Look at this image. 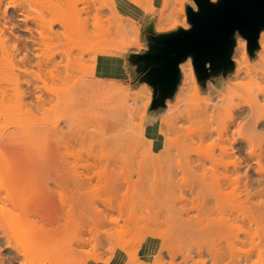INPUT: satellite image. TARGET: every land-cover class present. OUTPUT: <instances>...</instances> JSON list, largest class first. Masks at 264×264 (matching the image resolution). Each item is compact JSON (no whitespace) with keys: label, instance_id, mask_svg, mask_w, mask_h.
<instances>
[{"label":"rangeland","instance_id":"374dc122","mask_svg":"<svg viewBox=\"0 0 264 264\" xmlns=\"http://www.w3.org/2000/svg\"><path fill=\"white\" fill-rule=\"evenodd\" d=\"M9 1L0 0V15H5L4 18H0V22L3 24L2 29L5 30V34L12 42L17 36L19 39L21 38L19 45L22 46L25 39L30 36L26 26L33 27V35L38 36L36 29L41 30L40 24H38L39 19L47 16L49 18V11L45 6L44 9L47 12L43 10V6H41L44 5L43 3L36 4L40 0L35 2L34 0H14L19 3L15 9L12 7L6 8ZM45 1L48 2V0L43 1L46 5L47 2ZM103 1L99 2L98 0V6L96 7H100L99 3L101 5ZM131 2L148 13L144 22L153 23L155 32L170 31L178 26L188 28L190 24L187 20L186 5L190 4L194 9H197L194 0H161L156 8L153 0H131ZM109 3L111 4L103 3L105 6L101 5L103 8L101 9L102 14L105 15V21L102 20L105 27L102 22L99 25L101 27L94 28L100 32L98 34L100 36L102 35L101 32L106 30L103 32L105 36L102 35L104 39L100 36L98 38L96 34L98 32L92 28L94 32L92 31L91 34L94 38L92 36L91 38L93 39H83L75 35L65 45L58 46L54 42L48 47L43 46L41 50H37L44 56L54 55L59 60L61 58L58 52L68 51L71 53V61L68 63L66 60L63 61L64 64H68V67H60L57 79L50 77L49 79L48 76H45L48 79L46 78L47 80L43 83L39 78H34L36 75L32 76L33 72V74L24 72L22 70L24 66L18 61V57L22 56V52L17 56L13 55L11 47L8 48L4 56L0 55V92L3 91L0 93L1 226L9 233L11 229L13 232L19 226L31 221L37 222L39 226L44 225L43 227L53 228L54 232L49 239L54 246L53 255L57 257V264L150 263L147 255L148 246L156 244L160 247L163 243L162 247L172 244V248L176 244L175 247H179L181 243L180 246L181 248L183 246L182 251L184 250V252L185 249H193L192 252H199L198 247L201 246L198 256H196L197 253H192L196 256L194 259L199 258L200 253L204 251V254L207 252L205 254L206 259L208 258L205 264L207 262V264H211L214 261L210 262L209 252L215 253L216 250V253H218V251L225 250L226 239L222 237L223 235L220 236L221 233L218 234V231L217 233H211V229L209 233V228L207 227V229L205 226L204 228L208 230L207 234L209 235L208 238L206 237L207 240L204 237L207 234L199 233L197 235L194 233V230H197L196 227L194 229L191 227L193 229L192 234L187 235V237H182V235L179 237V234L178 236L177 234L174 235L175 232L172 235L170 233L174 229L168 222V210L175 206L183 207L185 204L183 208L187 206V209H189L190 203L194 202L197 207L192 208L191 206L189 212L198 215V208L203 206L208 209L207 206L215 205L216 202H214L212 196L210 199L209 195H204L209 199L205 201L209 205H202V202L199 204V201L197 202L198 198L196 199L193 196L196 201L192 199L190 190L193 189L192 192L198 190V193L202 190L200 194L202 192L209 194L217 182L223 181L222 176L224 173L231 175H235V173L231 166L225 169L218 163L210 162L206 158L207 156H213L217 161L242 160L243 167L240 169L239 174L244 175L247 170L249 176L253 179H257L258 176L264 178V124L256 128L250 125L251 112L247 104V101L252 98V94L259 93L260 88L264 86V60L257 59V50H259L260 45L254 55H250L248 52L251 59L246 62L250 65L251 70L258 71L257 78L249 77L246 74L232 78L231 76L235 71L234 67L226 75H218L213 79H207L200 83L196 74H192L190 70V68L194 69L191 57L181 62L180 65L183 64L184 66L183 68L180 66L181 77L178 87L183 82L188 87L183 93H175L171 99L167 100L165 106H161L160 109L157 108V111H154V117L160 116L158 121L161 134L156 132L153 126L148 128L145 126V123L149 121L148 110L153 106L151 105L153 96L151 86L145 82H140L139 76L129 82L104 80L95 76V50L97 48H102L105 54L139 53L148 49L143 25L119 13L117 8H114V0H109ZM111 11L112 13H110ZM114 11H117V13H114ZM27 13L31 18L25 22L24 16ZM113 13L119 15L118 17H123L124 20L121 17L117 19L116 15H111ZM114 20H116L115 23L117 22L115 26ZM37 25L38 28H36ZM118 28L122 31H119ZM123 33L124 36H122ZM123 37L128 40V45L121 50L122 48L119 47L120 49H118L117 44L121 40L123 42ZM237 37L242 36L237 34ZM96 38L99 40L96 41ZM129 40L134 43L137 41L138 45H129ZM121 44L124 45L125 41ZM236 56L239 58L238 55ZM35 60L34 58L33 62ZM27 67L36 69L33 65ZM29 79L39 86L38 89L32 87L31 94L26 93L29 90L26 85ZM217 79H220L224 85L226 83V86L239 83L238 89H235L238 95L229 99L225 97L226 91L225 93H211L207 85L210 81L215 84ZM74 80L77 81L76 86L67 91ZM197 85L200 89L198 92L195 90ZM1 87L3 88L1 89ZM207 91L210 92V95ZM150 92L151 99L150 102H147L148 98L146 96ZM38 96L44 98L45 101L39 102ZM62 96L63 101L59 102L58 100L57 102L58 97ZM259 100L264 105L262 96ZM59 103H61V108H59ZM51 104L55 105V109L53 106L50 109ZM147 105L148 107L144 108ZM258 112L264 113V106ZM231 117L235 119L232 122ZM120 125H123L125 129ZM117 129L123 132L125 130L126 135L124 136V142L122 141L123 143L114 139ZM147 135L155 138L161 136L160 146L155 145V147H152L151 141L146 138ZM188 160L190 163H187ZM8 173L11 178L12 174L15 177L19 176V180L13 179L14 184L8 182L13 184L11 185L13 189H10L5 178L3 179ZM243 178L242 176L241 179ZM263 180L260 184L257 181L253 182L252 188L249 187L251 191L252 189L253 191L259 189L258 192H255L257 194H260L259 191H263L260 195L254 194L252 196L254 199L251 197L250 200L245 201L247 197L242 198L245 195V190L241 191L243 189L241 180L239 181L241 189L239 188L238 191L243 194L242 197L239 196V202L234 197H232L235 199L233 200L230 196H227V199L225 196V202L221 199L227 205L230 204L232 212H230V207L226 209L225 204L226 207L223 208L227 211H225V214L220 213L218 199L215 200L218 202L219 207L216 204L218 209H214V206L212 208L226 217L229 212L234 214L235 209H237L236 211L240 210V213L242 210L252 214L255 213V210L258 212L257 209L264 208ZM259 186L262 188H259ZM181 194L186 196L185 202L184 200L181 201ZM7 197L9 202H7L8 199L6 200ZM200 197L199 199H201ZM228 197L232 200L230 201ZM27 204L31 207L29 211L24 208ZM231 204L234 206H231ZM194 208L198 209H195L198 212L197 214ZM223 208L220 210H224ZM32 209H35V211ZM36 211L39 213H36ZM239 212H235V214ZM12 213L17 215L13 216ZM21 213L26 215L22 217ZM219 213L217 214L219 215ZM208 214L206 216L207 220L210 215L211 217L217 216V214ZM200 216L203 215L200 213L199 216H196L199 222L202 218ZM263 218L262 220L257 218L258 222L257 220H246L244 221L246 223L233 220L237 225L242 223L241 227L244 225L241 231L238 230L239 232H237V229L234 231L241 238L245 236L248 239L246 249L253 248L252 243L254 244V242L260 240L264 245V238L262 237L264 234ZM206 219L204 222L207 223ZM217 219L213 221L216 223ZM3 220L5 223L2 222ZM192 220L190 223L193 222ZM196 220L194 219V225ZM199 222L197 224L200 227ZM255 222L256 224H254ZM208 223H203V225L207 226ZM217 224H213L212 227L214 228ZM95 225L96 227H94ZM256 226H258V229ZM201 227H203L202 224ZM169 229L171 232L167 231ZM204 231L206 232L205 229ZM219 231L221 232L220 229ZM233 232L231 233L234 235ZM226 234L224 233V235ZM78 235L81 236V239L78 240H84L86 243L87 240L82 239V237H85L88 239V243L83 242L82 245L84 246L82 247L79 244L80 242L77 244L76 238L80 237ZM19 236L22 238L18 234L17 237ZM11 237H14V235L12 234ZM17 237H14L17 241L15 243L18 246L21 243L20 247L25 246L27 248L30 245L29 243L33 242V240L26 242L25 238L20 240L21 238ZM226 238L230 241L229 235ZM174 239L178 240L177 243L174 242ZM228 240L227 242H229ZM24 242H26V245H24ZM206 244L212 245L211 248L215 250L212 251ZM252 248L251 252L253 253H251L252 260L250 262L252 261L253 264L259 263L260 258ZM76 250L80 254H77ZM0 252V256L8 255V250L4 245H0ZM203 253H201V256L204 255ZM207 254L209 255L207 256ZM28 255L27 258L21 257L26 262L30 259L32 262L28 261L29 264H41L44 259L36 257L35 254L31 255V253ZM165 257L168 258V256ZM179 257L181 256L178 255L177 259ZM177 259L175 264H181L183 260L180 258L179 262ZM192 260H188L189 264H194ZM200 260L198 259V261ZM42 264L47 263L45 261Z\"/></svg>","mask_w":264,"mask_h":264},{"label":"bare ground","instance_id":"6f19581e","mask_svg":"<svg viewBox=\"0 0 264 264\" xmlns=\"http://www.w3.org/2000/svg\"><path fill=\"white\" fill-rule=\"evenodd\" d=\"M36 0H34V2H35ZM38 1V0H37ZM44 1V0H43ZM42 0H40V1H38L39 3H37L36 2V4H40V3H43L44 5H41V6H43V10H45L44 9V6L46 7V9H47V11H49V18H48V16L46 17V18H40L39 19V23L38 24H40L39 25V27H41V30H38L39 28H38V25H37V27L36 28H38V29H36V32H38L37 33V35L38 36H34L33 35V32H32V28L31 27H27L26 26V28H27V30L30 32V36L27 38V39H25V43L24 44H22V46H20L19 45V42H21V38L19 39V37L17 36L14 40H13V42L10 40V38L5 34V30H3L2 28H3V24H2V22H0V55H2V56H4L6 53H7V50H8V48L9 47H11L12 48V53H13V55H19V53H21L22 52V56H20V58L18 57V61L24 66V68H22V70L24 71V72H27V73H29V72H33L31 75L32 76H34V75H36V77H34L35 79L37 78H39L40 79V81H42L43 83H45V81L50 77V78H53V79H57V77H58V75H59V71H60V67H68V62L69 61H71L70 59L72 58V55H71V53L70 52H68V51H65V52H58V54L60 55V60L57 58V57H55L54 55H43V54H41L40 52H38L37 50H41L42 49V47L43 46H50L51 44H54V42H55V44H57L58 46H60V45H65V44H67V43H69L72 39H73V37L75 36V35H78L79 37H81V38H89V39H93L94 37L92 36V28L94 29H98V27H101V26H99L103 21L102 20H104V16L105 15H103L102 13V10L101 9H103L102 8V6H105L103 3H107V4H111V3H109V0H104L102 3H101V5H100V3H99V6L100 7H96V6H98L97 4V1L96 0H48V2L47 1H45V2H47V4L45 5V3L43 2ZM95 1V2H94ZM106 1V2H105ZM131 1V0H130ZM212 1H215V0H212ZM17 1H14V0H10L9 2H8V4L6 5V8H8V7H12V8H17V6H18V4L19 3H16ZM99 2H101V0H99ZM111 2V1H110ZM95 3V4H94ZM113 4V3H112ZM21 5V4H20ZM109 5H107L108 7H109ZM95 6V7H94ZM113 6V5H112ZM93 7V8H92ZM111 7V6H110ZM111 8H113V7H111ZM110 8V9H111ZM114 8H116V6H114ZM113 8V9H114ZM109 9V8H108ZM113 9H111V10H113ZM92 10H95V11H92ZM46 11V10H45ZM46 11V12H47ZM110 13H112V11L110 12ZM114 13H117V11L115 12L114 11ZM111 14V15H116V17H117V19L119 18L120 19V17H118L119 15H117V14ZM48 14V13H47ZM103 16H102V15ZM2 15V14H1ZM0 15V18L1 17H5V15H2L1 16ZM26 15H28V13L26 14ZM24 16L25 18H24V21L26 22L27 20H29V18H31V17H29V15L28 16ZM42 16H44L43 14H42ZM35 18V17H34ZM115 18V17H114ZM123 17H121V19H122ZM6 19V18H5ZM4 19V20H5ZM32 19H33V17H32ZM116 19V20H117ZM116 20H114V26H115V24H117V22H119V20H117V22L115 23V21ZM123 20H124V18H123ZM105 21V20H104ZM122 21V20H121ZM102 25L104 26V22L102 23ZM118 25H122V24H118ZM124 25V24H123ZM136 25V24H135ZM2 26V27H1ZM105 27V26H104ZM119 27V26H118ZM135 27V26H134ZM114 28V27H113ZM121 28V27H120ZM94 29V31H97V30H95ZM100 29V28H99ZM106 29V28H105ZM34 30H35V27H34ZM104 29L102 28V31H103ZM118 30H119V28H118ZM135 30V29H134ZM93 31V32H94ZM100 31H101V29H100ZM104 31H106V30H104ZM103 31V32H104ZM119 31H122L121 29L119 30ZM118 31V32H119ZM98 32V31H97ZM103 32H101V34L102 35H104L105 33H103ZM100 32H98V33H96L97 34V36H98V38H100V37H102V35L100 36V35H98ZM110 33H111V31H110ZM122 34V33H121ZM120 34V35H121ZM132 35V34H131ZM91 36L93 37V38H91ZM96 36V35H95ZM96 36V37H97ZM100 36V37H99ZM105 36V35H104ZM122 36H124V33H123V35ZM102 39H104L103 37H102ZM123 42H122V40L120 41L121 43H124V41H125V44L123 45V44H121L120 42V44L118 43L116 46L118 47V49H120L119 47H121L122 49L121 50H123V49H125L126 47H127V45H128V43H127V41L128 40H125L126 38L125 37H123ZM20 40V41H19ZM99 40V39H98ZM97 40V38H96V41H98ZM134 40V39H133ZM94 41H95V39H94ZM258 41H259V45H260V48H259V50H257V59H259V60H264V29L263 30H261V32H260V35H259V39H258ZM12 42V43H11ZM23 42V41H22ZM129 45H138V42L136 41V43H134V42H131V40H129ZM116 47V48H117ZM96 54H95V60L97 59V56L98 55H101V54H105L104 53V51H103V49L102 48H97L96 50ZM95 51H94V53H95ZM120 51V50H119ZM236 55H238V57L239 58H237V56ZM1 56V57H2ZM34 58L36 59L35 60V62H33L34 61ZM232 59L234 60V62H235V71H234V73L232 74V78H236V77H239V76H241L242 74H246L247 76H249V77H252V78H257L258 77V75H257V73H258V71H256V70H251V68H250V65L248 64V63H246L248 60H250L251 59V56L249 55V53H248V51H247V41H246V39L245 38H243V37H237L236 38V44H235V47H234V50H233V53H232ZM64 60H66V64H64L63 63V61ZM189 60H190V58H189ZM75 61H77V60H75ZM188 64H190V62H188ZM35 66L36 67V69H33V68H28L27 66ZM182 68H183V64H181L180 65ZM17 68H18V65H17ZM20 68V67H19ZM93 70V69H92ZM190 70H191V72H192V74H194L195 72H194V69H192V68H190ZM48 74V75H47ZM259 74H260V72H259ZM31 76V77H32ZM45 76H48V78L47 77H45ZM195 78H196V76H194ZM45 78V79H44ZM47 78V79H46ZM49 78V79H50ZM52 79V80H53ZM32 80L34 81V79H33V77H32ZM32 80H28L27 82H28V84H26L27 85V87H28V89L29 90H27L26 91V93L27 94H31L32 93V87H33V89H38L39 88V86L38 85H36L35 84V82H32ZM31 81V82H30ZM210 81V80H209ZM226 82V81H225ZM76 83H77V81L76 80H74V83L69 87V89L67 90V91H70L73 87H75L76 86ZM211 83V84H210ZM210 83L207 85L208 87H209V89L211 90L210 92L211 93H213L214 92V94H215V92H218V93H225V91H226V93H225V97H227V98H229V99H232V98H234V96H236V95H238V93L235 91V89H238V84H233V85H228V86H226V83H225V85L220 81V79H217L216 80V82H215V84L212 82V81H210ZM228 83V82H227ZM187 87H188V85L186 84V83H182L178 88H177V91H176V94H180V93H183L184 91H186V89H187ZM3 87H1V89H2ZM195 90L198 92V90H200L199 89V86L197 85V86H195ZM204 90H205V88H204ZM1 92H3V91H1ZM0 92V93H1ZM200 92V91H199ZM209 92V93H210ZM66 93V92H65ZM64 93V94H65ZM207 93H208V91H207ZM208 93V94H209ZM232 94V95H231ZM210 95V94H209ZM64 96V95H63ZM63 96L62 97H58V99H57V102H58V100H59V102L60 101H63ZM260 96H262V98L264 99V86H262L261 88H260V92L259 93H253L252 94V98L250 99V100H248L247 101V104L249 105V109H250V112H251V117H250V125L251 126H253L254 128H256L257 126H259V125H261V124H264V113H259L258 111H259V109L260 108H263V104H261L260 103ZM147 98H148V101L147 102H150V99H151V92L146 96ZM61 98H62V100H61ZM42 99V100H41ZM38 101L39 102H44L45 101V99L44 98H41L40 96H38ZM62 103V102H61ZM61 103H59L60 105H59V108H61L60 106H61ZM147 104V103H146ZM55 105H56V102H55ZM55 105L54 104H51L50 105V109H52V106H53V108L55 107ZM149 105V104H148ZM148 105L147 106H145L144 108H147L148 107ZM57 106V105H56ZM58 108V109H59ZM238 108H240V107H238ZM55 109V108H54ZM57 109V108H56ZM154 111H157V108H155V109H151V111L149 112L148 111V117H149V119H152V118H154ZM145 115L143 114V117H144ZM231 119V122L232 121H234L235 119H233V117H231L230 118ZM124 125V124H123ZM123 125L121 126L120 125V127H123ZM119 127V126H118ZM119 127V128H120ZM124 129H125V127H123ZM124 132H125V130H124ZM122 130H119V129H117V133H116V135L114 136V139L116 140V141H118V142H120V143H123L124 142V136L126 135L125 133H124ZM141 137V136H140ZM138 138H139V136H138ZM123 141V142H122ZM251 152L253 151V150H250ZM249 151V152H250ZM248 152V153H249ZM250 152V153H251ZM254 153V152H253ZM207 159H209L210 160V162H212V163H218V164H220L221 166H223L225 169H228L230 166L233 168V171H234V173H235V175H231V174H228V173H224V175L222 176V179H223V181L222 182H217L214 186H213V188L211 189L212 190V192H210L209 194H205L206 192H202L201 194H200V191H202V190H200L199 191V193L196 191V192H192L193 191V189H191L190 191H191V194H192V199H193V196L194 197H196V199L198 198L199 199V197L201 198V199H203V200H201V199H197V202L199 201V204H200V202H202V205L204 204L205 206H207V205H209V204H207L205 201L207 200H209L208 198H206V196L207 195H209L210 196V199H211V196H212V199L214 200V202H216L215 203V205H210V207L209 206H207L208 207V209H206V207L204 208L203 206V208L204 209H206L205 211H202V210H204L202 207L201 208H198L199 209V214L198 215H194V214H191L190 212H189V210L191 209V206H192V208L193 207H195L196 205L194 204V202L191 200V198H190V200L193 202V203H190V208L189 209H187V206H186V208H183V207H185V205L183 206V207H177V206H175V207H171V208H169V210H168V222H169V224L172 226V228L175 230H172V233H170V234H172L173 235V232H175V234L174 235H176L177 234V236H178V234H179V237H181V235H182V237H187V235H190V234H192L191 232L193 231V229L196 227V229L197 230H194L195 232L194 233H196L197 235H199V233H201V234H203V235H205V234H207L208 233V230H209V233H210V231H211V233L212 232H216L217 233V231H218V234H220V236H222L223 238H225L226 239V241H225V239H224V241H225V245L226 246H224V249L225 250H223V251H218V253H216V250L214 249V248H211L212 247V245L210 246V244H206L207 246H209L210 247V249H212V251H214L215 250V253L214 252H209V250H208V248H206V250L209 252V254H207V256L208 257H210L209 259H210V262L212 261H214L213 263H211V264H219V263H221V264H250L251 262H250V260H252L251 259V253H253V252H251V245H250V249H246V244H248L247 243V240L248 239H246L245 238V236H244V238L242 237H240L239 235H238V233L237 232H239L238 230H242V227H244V225L241 227V224L242 223H240V225H237V223H235L234 221H236V220H240L241 222H244V221H252V220H257V218L258 219H260V220H262V218L264 217V208H261V210H259V209H257L258 210V212L255 210V213L254 214H252V213H248L247 211L246 212H243L244 210H242L241 211V213L239 212L240 210H238V211H236L237 209H235V212H239V213H237V214H235V212H234V214L233 213H230V212H232L231 211V207L229 206L230 204H226V203H224L225 202V196H226V199H227V196H230L231 198L232 197H234L235 199H236V201H238L239 202V200H238V198H240L239 196L241 195V197H242V194H241V191L243 190H245V192H244V197H242L243 199H245V197H247V199H245V201H247V200H250L249 198H251L254 194L255 195H258L257 193H255V192H258V190L256 191H253V189H252V191H251V188H252V186H253V182H258L259 184L260 183H262V180L264 179V178H260L259 176H258V178L256 179V181H254L255 179H253V178H251L250 176H249V173L247 172V170L244 172V175H241V174H239V171H240V169L243 167V161L242 160H233V161H222V160H220V161H217V160H215L214 158H213V156H207L206 157ZM187 163H190V161L188 160L187 161ZM249 166V165H248ZM247 166V167H248ZM263 167V166H262ZM261 168V167H260ZM264 168V167H263ZM258 170H260V169H258ZM244 177L243 179H241V177ZM3 177V176H2ZM15 177V176H14ZM5 178V180H6V182L8 183H10V182H12L13 184H14V180L10 177V175H9V173L7 174V175H5V177H3V179ZM17 178V177H16ZM22 178V177H21ZM8 180V181H7ZM15 180H17V179H15ZM242 181V185H243V189H241L240 187H239V181ZM264 181V180H263ZM4 183V182H3ZM7 183H6V185H7ZM8 183V185H9V187H10V189H13L12 187H11V185H13V184H9ZM21 183V182H20ZM258 183H257V185H258ZM262 185V184H261ZM263 186H264V182H263ZM230 187V189L228 190V188ZM249 187H251V188H249ZM261 186H259V188H260ZM211 188V187H210ZM209 188V189H210ZM241 189V191H238V189ZM262 188V187H261ZM264 188V187H263ZM205 189V188H204ZM255 189V188H254ZM5 190V189H4ZM204 191V190H203ZM208 191V190H207ZM1 192V191H0ZM13 192V191H12ZM209 192V191H208ZM260 192V194L263 192H261V191H259ZM204 193V194H203ZM3 194H6V193H3ZM203 194V195H202ZM259 194V195H260ZM204 195H206V196H204ZM3 196V195H2ZM4 197V196H3ZM180 197H182V199L180 198ZM180 199H181V201L182 200H186V196H184L183 194H181L180 195ZM221 197V198H220ZM230 197H228V199L230 198ZM10 198V197H9ZM229 199L230 201L233 199V200H235L234 198H232V199ZM253 198V197H252ZM8 199V197L6 198V200ZM189 199V198H188ZM187 199V200H188ZM196 199L194 198L193 200H195L196 201ZM218 199V202H219V205H220V207H219V205H218V202L217 201H215V200H217ZM221 199H223V201L221 200ZM254 199V198H253ZM16 200V199H15ZM14 200V201H15ZM185 200H184V202H185ZM1 201V200H0ZM5 201V200H4ZM180 201V200H179ZM189 201V200H188ZM227 201V200H226ZM7 202H9V199L7 200ZM12 202V201H11ZM213 202V201H212ZM233 202V201H232ZM235 202V201H234ZM15 203V202H14ZM196 203V202H195ZM231 203V202H230ZM192 204V205H191ZM216 204L218 205L217 207H219V209L216 207ZM225 204H226V206H225ZM233 204H231V206H232ZM11 206V205H10ZM13 206V205H12ZM64 206V205H63ZM198 206H200V205H198ZM214 206V209H218L219 211H220V213L221 212H223L222 214H225V211H227L226 209L228 208V207H230L229 209H230V212H229V209H228V212H229V214H226L227 215V217L225 216V215H220V213H219V211L218 210H214L212 207ZM226 207V209H224L225 207ZM234 206V205H233ZM1 207V206H0ZM16 207H17V205H16ZM65 207V206H64ZM97 207V206H96ZM197 207V206H196ZM224 207V208H223ZM15 208V207H14ZM19 208V207H18ZM24 208H25V210H27V211H29V210H31L30 208V206L27 204V206H24ZM23 208V209H24ZM221 208H223L224 210H220ZM235 208V207H234ZM258 208V207H257ZM260 208V207H259ZM15 209H17V208H15ZM195 209H197V208H194V210ZM197 209V210H198ZM200 209H201V211H200ZM214 211H213V210ZM14 210V209H13ZM20 210V209H19ZM33 210V209H32ZM99 210V209H98ZM208 210H212V211H208ZM11 211V210H10ZM9 211V212H10ZM33 211H35V209L33 210ZM62 211H63V209H62ZM95 211V210H94ZM196 211V210H195ZM215 211H216V213H215ZM233 211H234V209H233ZM2 212H3V210H2ZM20 212V211H19ZM19 212H17V213H19ZM22 212V211H21ZM32 212V211H31ZM67 212V211H66ZM191 212H192V210H191ZM207 212V213H206ZM208 212H209V214H217V213H219V215L217 214V216H214V217H211V215L209 216L210 218H208V220L206 219V216H207V214H208ZM251 212V211H250ZM15 213H16V211H15ZM23 213V212H22ZM21 213V214H22ZM36 213H39L38 211H36ZM198 212L196 211V214H197ZM200 213L203 215V216H200V217H202L201 219H200V222H199V220H198V217H196V216H199L200 215ZM204 213H206V214H204ZM227 213V212H226ZM20 214V213H19ZM34 214H35V212H34ZM192 216H191V215ZM208 214V215H209ZM252 214V215H251ZM5 215V214H4ZM12 215H13V213H12ZM14 215H17V214H14ZM13 215V216H14ZM24 215H26L25 213H24ZM23 214H22V217L24 216ZM29 215V214H28ZM193 215L195 216L194 217V219L196 220V224L194 225L193 223H195L194 222V219H193ZM1 216L2 215H0V219L2 220V218H1ZM20 216V215H19ZM94 216V215H93ZM213 216V215H212ZM220 218H219V217ZM223 216V217H222ZM29 217H31V216H29ZM193 219H191V218ZM25 218V217H24ZM206 219V221H207V223L208 222H210V223H208V225L206 226V225H203V223H205V224H207L206 222H204L205 221V219ZM213 218V219H212ZM219 219V221H218V219ZM32 219V218H31ZM93 219V218H92ZM203 219H204V221H203ZM217 219V222L215 223V221H213V220H216ZM235 219V220H234ZM191 220L193 221L192 223H190L191 222ZM203 222H202V221ZM234 220V221H233ZM263 220H264V218H263ZM100 222H101V220H99ZM226 221V222H225ZM233 221V222H232ZM1 222V221H0ZM2 222H4V220L2 221ZM29 222V221H28ZM167 222V223H168ZM197 222H199L200 223V227H199V224H197ZM202 222V223H201ZM212 222H214V223H212ZM228 222V223H227ZM257 222H258V220H257ZM5 223V222H4ZM7 223V222H6ZM32 223H35V221H31L30 223H24L23 225H27V226H24L23 227V225H21V226H19V228H17V230H15V231H13L12 232V229H11V231H10V233H11V236H12V234L14 235V237H17V235L19 234V235H21L22 236V238L20 239L19 237H17V238H19L20 240H23V238H25L24 239V241H26V242H31L32 240H33V242L32 243H29L30 245H29V247L27 246V248L24 246V247H20V245H21V243L19 244V246L17 245V243H15V242H17L15 239H14V237H11L10 236V233L9 232H7V230H5V228H3L1 225H2V223H0V245H4L5 246V248H6V250H8V255L7 256H4L3 254V256H0V264H15V263H18V264H29L28 263V261L29 262H32V261H30V259L26 262L25 260H24V258H22V257H25V258H27L29 255L28 254H30L31 253V255L32 254H35V256L36 257H38V258H44L43 260H42V263L43 262H45L46 261V263L47 264H57V257L56 256H54L53 254H54V246H53V243H52V241L49 239L50 238V236L53 234V228H51V229H49V228H46V227H43V226H39L38 225V223H37V225H36V223L35 224H32ZM218 223V224H217ZM227 223V224H226ZM235 223V224H234ZM244 223H246V222H244ZM263 223V222H262ZM191 224H193L192 226H191ZM201 224H202V226L203 227H201ZM213 224H217L214 228L212 227V225ZM225 224V225H224ZM252 224V223H251ZM254 224H256V222L254 223ZM259 224V223H258ZM264 224V223H263ZM6 225V224H5ZM197 225V226H196ZM82 226V225H81ZM168 226V225H167ZM166 226V227H167ZM170 226V227H171ZM204 226L208 229H206V228H204ZM224 226V227H223ZM253 226V225H252ZM5 227V226H4ZM8 227V226H7ZM94 227H96V225L94 226ZM93 227V228H94ZM191 227H193V229L191 228ZM254 227V226H253ZM252 227V228H253ZM257 227V229H258V226H256ZM263 227V226H262ZM12 228V227H11ZM15 228V229H16ZM218 228V229H217ZM8 229H10V228H8ZM14 229V228H13ZM177 229V230H176ZM204 229L206 230V232L204 231ZM211 229V230H210ZM219 229L221 230V232L219 231ZM237 229V232H235L234 230H236ZM243 229H245V228H243ZM248 229V228H247ZM254 229V228H253ZM84 230V229H83ZM91 230H93V229H91ZM202 230V231H201ZM215 230V231H214ZM260 230V229H259ZM167 231H170V229L169 230H167ZM198 233H197V232ZM204 231V232H203ZM224 231V232H223ZM234 231V232H233ZM244 231V230H243ZM247 231V230H246ZM263 231V230H262ZM171 232V231H170ZM179 232V233H178ZM223 232V233H222ZM231 232H233L234 233V235L231 233ZM245 232V231H244ZM255 232V231H254ZM264 232V231H263ZM224 233L226 234V235H224ZM236 233V234H235ZM243 233V232H242ZM258 233H260V232H258ZM83 234V233H82ZM169 234V233H168ZM195 234V235H196ZM244 234V233H243ZM261 234V233H260ZM171 235V236H172ZM194 235V236H195ZM211 235V234H210ZM215 235V234H214ZM227 235H229L230 236V241L228 240L229 239V237H228V239L226 238V236ZM254 235H256V234H254ZM78 236H80V235H78ZM192 236V235H191ZM191 236H188V237H191ZM209 237V235L207 234L206 236H204L205 237V240H207L206 239V237ZM213 236V235H212ZM243 236V235H242ZM176 237V236H175ZM207 237V238H208ZM211 237V236H210ZM232 237V238H231ZM260 237H261V235H260ZM263 238H264V234H263V236H262ZM170 238V237H169ZM173 238H174V236H173ZM197 238V237H196ZM263 238H262V240H263ZM34 239H36V240H34ZM78 239H81V236L79 237V238H76V240H77V244H78V242H80L79 244H81L80 246L82 247V246H84V245H82V243L84 242V240H78ZM82 239H85V241L87 240V242L86 243H88V239H86L85 237L83 238L82 237ZM171 239V238H170ZM169 239V240H170ZM210 239V238H209ZM221 239V238H220ZM259 239V238H258ZM261 239V238H260ZM259 239V240H260ZM15 240V241H14ZM168 240V241H169ZM172 240V239H171ZM180 240H182L181 238H180ZM222 240V239H221ZM227 240L229 241V242H227ZM176 241V239H174V242ZM178 241V240H177ZM177 241H176V243H177ZM223 241V240H222ZM26 242H24L25 244L24 245H26ZM172 242V241H171ZM183 242V241H182ZM227 242V243H226ZM264 242V241H263ZM85 243V242H84ZM83 243V244H84ZM85 243V244H86ZM176 243H174V244H176ZM211 243H213V242H211ZM229 243V244H228ZM252 243V242H251ZM28 244V243H27ZM164 244V243H163ZM163 244L159 247V245H156V244H150L149 246H148V257H149V259H150V263H144V264H165V263H168V264H175V262H176V259L178 258V255L179 256H181V257H179V259H177V260H179V262H180V258H181V260H183V261H181V264H182V262H183V264L185 263V264H189V261L188 260H192V259H194V257H196V256H198V253L201 251L200 250V247H198L197 249L199 250V252L197 251V252H194L195 254H196V256H194V254L192 255V250L193 249H185V252H184V250L182 251V249H183V246H182V248H181V246H180V244H179V247H175V246H177V244L173 247L174 249H175V251H174V249L172 248V244H167V246L165 245L164 247H162L163 246ZM185 244V243H184ZM227 244H228V246H227ZM263 243H261V240L260 241H256V242H254V244L252 243V246H253V248H254V251L256 252V254L259 256V258H260V262L258 263H256V264H264V245H262ZM242 246L241 248L243 249H241L239 246ZM245 245V246H244ZM79 246V245H78ZM186 246V245H185ZM244 246V247H243ZM188 247V246H187ZM226 247V248H225ZM248 247V246H247ZM181 250H180V249ZM203 248V247H202ZM205 248V247H204ZM252 248V249H253ZM179 249V250H178ZM214 249V250H213ZM244 249H246V250H244ZM186 250H189V251H186ZM191 250V251H190ZM179 251V252H178ZM203 251V250H202ZM253 251V250H252ZM75 252H77V250L75 251ZM74 252V253H75ZM204 252V251H203ZM203 252H201V253H203ZM1 253V252H0ZM6 253V252H5ZM40 253H42V255H40ZM165 253H166V255H165ZM201 253H200V256H199V260L200 261H198V259L197 258H195L194 260H192L193 261V263L194 264H205V261L208 259H206V253L203 255V256H201ZM76 254V253H75ZM77 254H80V252H77ZM6 255V254H5ZM28 255V256H27ZM22 256V257H21ZM165 256H168V258L167 257H165ZM32 257H34V256H32ZM202 257H203V259H202ZM254 257V256H253ZM22 258V259H21ZM45 260V261H44ZM209 261V260H208ZM225 261V262H224ZM186 262H188V263H186ZM197 262V263H196ZM216 262V263H215ZM217 262H219V263H217ZM41 263V264H42ZM208 263V262H207ZM206 263V264H207ZM177 264V263H176ZM179 264V263H178ZM190 264H192V263H190ZM210 264V263H209ZM252 264H253V262H252Z\"/></svg>","mask_w":264,"mask_h":264},{"label":"water","instance_id":"95a60500","mask_svg":"<svg viewBox=\"0 0 264 264\" xmlns=\"http://www.w3.org/2000/svg\"><path fill=\"white\" fill-rule=\"evenodd\" d=\"M197 9L186 5L190 26L155 32L153 23L143 24L147 50L128 53L139 81L151 86L153 106H165L177 91L180 63L191 57L200 83L226 75L235 67L232 53L236 35L247 40L254 55L264 29V0H194Z\"/></svg>","mask_w":264,"mask_h":264},{"label":"crops","instance_id":"0c3cea01","mask_svg":"<svg viewBox=\"0 0 264 264\" xmlns=\"http://www.w3.org/2000/svg\"><path fill=\"white\" fill-rule=\"evenodd\" d=\"M114 2L119 13L138 21L142 25L145 24V16L148 14L146 11L138 7L130 0H114ZM160 2L161 0H153L154 7L156 8ZM127 55L128 53L98 55L95 63V76L104 80H115L121 82H129L132 79L137 78L139 73L136 71V66L129 62ZM155 107L159 109L161 108V106H152L148 111L150 112L151 109ZM159 118L160 116L158 115L157 117L149 119V121L145 123L146 128L153 126L156 132L161 133V127L158 121ZM147 136L149 138H146L151 141L152 147H155V145L160 146L161 136L158 138L150 135ZM12 179L19 180V176L16 178L12 174Z\"/></svg>","mask_w":264,"mask_h":264}]
</instances>
